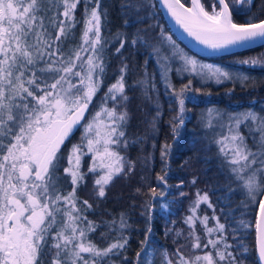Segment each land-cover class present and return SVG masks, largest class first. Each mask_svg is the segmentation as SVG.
<instances>
[{
  "label": "snow or ice",
  "instance_id": "snow-or-ice-1",
  "mask_svg": "<svg viewBox=\"0 0 264 264\" xmlns=\"http://www.w3.org/2000/svg\"><path fill=\"white\" fill-rule=\"evenodd\" d=\"M251 2L163 0L175 23L211 52L264 46V19H249L245 23L233 20L236 3ZM78 5L83 6L81 42L65 50L64 41L78 23ZM154 6L147 0H136L135 4L125 0L121 9H134L138 14L141 9ZM105 19L106 9H102L101 0H0V264H102L104 258L119 254L128 244L124 236L105 248L93 243L89 233L95 232L97 225L85 214L92 205L77 196L78 188L92 175L95 196L104 198L117 178L127 177L135 170L137 161L122 153L149 137V131L143 135L128 131L131 98L127 90L132 86L126 81L129 66L123 60L99 110L91 119L86 118L106 75L104 53L109 41L102 35ZM116 40V51L121 55L126 44L148 46L147 37L140 31L131 38L118 35ZM177 59L180 66L173 69ZM158 63L177 103L176 114L169 121L174 135L185 124L186 100L194 98L186 94L200 89H193L189 78L177 90L168 80L171 71L214 80L217 84L234 79L229 71L202 65L187 54L173 53ZM240 63L255 66L264 63V56ZM137 83L144 86V97L151 99L148 81ZM160 116L157 102L155 115L147 122L152 133L157 131ZM222 121L220 117L218 126L227 127V135L221 133L215 143L230 173L229 190H246L248 199L260 207L255 229L259 260L264 264V199H259L264 197V115L248 111L228 116L227 124ZM205 126L215 128L217 124L210 121ZM81 128L80 142L68 147L74 132ZM249 136L255 151L247 143ZM170 155L171 145L163 144L160 157L165 167ZM85 156L90 158L87 171L82 167ZM150 158L151 155L146 157L144 163ZM161 171L163 174L157 180L167 184V173L164 168ZM191 183L194 185L196 179ZM66 185H70V191L65 190ZM150 194L155 199L163 193L152 188ZM151 199L144 205L145 214L153 207ZM202 203L212 207L208 194L198 191L191 214L184 221L189 228L184 239L189 242L191 254L185 256L182 249L186 246L181 245L172 256L163 253V264H238L220 217L213 215L215 223L210 227L207 215H197ZM197 222L203 226V238L197 233ZM118 227H127L123 216ZM146 232L150 234L151 228ZM141 243L137 264H151L148 237Z\"/></svg>",
  "mask_w": 264,
  "mask_h": 264
},
{
  "label": "trees",
  "instance_id": "trees-1",
  "mask_svg": "<svg viewBox=\"0 0 264 264\" xmlns=\"http://www.w3.org/2000/svg\"><path fill=\"white\" fill-rule=\"evenodd\" d=\"M124 2L125 0H101L102 9H106V19L102 21V35L109 41L104 53L106 75L100 92L94 99V106L90 105V112L86 113V118L90 119L99 110L104 94L119 75L118 69L123 60L129 66L126 81L132 86L131 90H127L131 98L128 105L131 115L128 131L141 135L149 131V137L142 144H135L126 153H122L137 161L135 170L127 177L117 178L107 189L104 198L95 196L92 175H88L77 190L79 200H87L92 205V209L85 214L97 225L95 232L89 233L93 243L99 248H105L121 236L128 239L125 249H121L117 255L104 258L102 264H137L136 254L141 251V242L145 241L146 236L149 251L152 253L151 264H163V253L166 251L172 256L181 245L186 246L182 249L184 255H190L189 242L184 239L189 228L184 221L191 214L190 209L198 191L201 194H208L212 207L202 203L197 215L200 217L207 215L210 218L208 222L210 227L215 223L211 217L213 215L220 217V222L226 225L228 243L232 245L238 264H257L254 228L258 204L249 203L244 190H229L230 173L227 165L223 163L224 157L219 152V146L215 143L219 137L217 129L206 127V124L199 121V117L202 110L208 106H214L213 108L229 114L250 108L263 113L264 63L252 66L240 62L264 56V46L257 45L226 54L200 56L186 49L172 35L163 20L157 0H147L149 5L155 6L141 9L138 14L134 9L122 10L121 4ZM131 3L135 4L136 0H131ZM235 9L233 20L237 23L264 18V0H252L250 4L236 3ZM75 20L78 23L64 41L65 50L78 46L81 42L84 27L82 5L77 7ZM126 20H129L130 24H125ZM49 27L51 28V25ZM138 31L147 37L148 46L133 47L126 44L125 48L121 49L122 55L118 53L116 48L119 47V43L116 37L127 35L131 38ZM164 33L169 34L189 54L212 61L223 69L241 75L239 79L234 78L214 85L210 82H201L198 77L190 76L189 73L178 74L175 70L171 71L169 81L177 90L188 83L189 78L192 79V88L200 89L199 92L186 94L194 98L186 100L187 118L177 135L173 134L169 124L176 114L174 110L177 103L172 95V89L167 87L161 74L162 68L158 63L157 52L154 51L162 43ZM242 77L247 79L243 80ZM139 80L148 81L151 99L144 97V86L137 83ZM157 102L161 116L156 124L157 131L152 133L147 122L155 115ZM216 119L211 122L215 124ZM81 129L74 132L68 147L80 142ZM165 143L171 145V155L166 161V167L160 157L161 146ZM149 155L151 158L144 163ZM89 162L90 158L85 156L82 165L84 171H87ZM162 168L167 173V184L157 180V176L163 174ZM193 178L196 179L194 185L191 183ZM232 187L236 186L233 184ZM152 188H155L158 194H163L151 199ZM137 189L140 191L137 192ZM65 190L70 191V185H66ZM181 192L185 195L182 196ZM150 199L153 207L145 214L144 205ZM161 205H167V208H162ZM121 216L127 223L124 229L118 227ZM113 221L116 222L115 225L112 224ZM149 227L150 234L146 232ZM196 230L203 238V226L199 222ZM177 232L182 235L177 237Z\"/></svg>",
  "mask_w": 264,
  "mask_h": 264
},
{
  "label": "rangeland",
  "instance_id": "rangeland-1",
  "mask_svg": "<svg viewBox=\"0 0 264 264\" xmlns=\"http://www.w3.org/2000/svg\"><path fill=\"white\" fill-rule=\"evenodd\" d=\"M168 37H171V36L169 34H166V33L162 34V43L158 47L159 52H157V59L159 61H161L164 56H171L173 53H181V54H187L188 56L196 59L202 65H211L213 67H219L218 65H215L212 61H208V60H205V59H200V58L196 57L193 54H189V52H187L178 42H176L173 38H171L169 40ZM180 63L181 62L177 59L173 63V65H172L173 69H175L176 67H179L180 66ZM224 70H226V69L224 68ZM226 71H229L233 75V77L235 79H237V78L239 79L241 77V75L239 73H237V72L235 73L232 70H226ZM169 76H170V73L168 74V80H169ZM196 77H198V79L201 82H206V83L207 82L208 83L210 82V83H212L214 85H218L214 80H212V81H210V80H202L199 76H196ZM228 81H230V80H225L224 82H228ZM213 107L214 106L205 107V109H203L202 112H201V116L199 117V119H200L199 121L202 124H208L210 121H213V120H215L217 118L216 119L217 121L215 122V124H217V126L215 128L217 129L216 132L219 134L218 135L219 136L218 139L220 138V134L221 133H223L224 135H227V127L221 129L218 126V121L220 120V117H223V121L222 122L225 123V124H227V117L228 116H237V115H240L242 113H246L248 111H253V112H255V113L259 114V115H264V110H263V113L261 114V113H258L256 110H254L252 108H250L249 110L242 109V110H240V111H238L236 113H230L229 114L227 112H225V113L224 112H221V111H219V110H217V109H215ZM210 112H211V115H210ZM217 113H219L220 116H216ZM241 130L242 131H245V135H247V132L243 128V126H242ZM82 133H83V129H81V135H82ZM247 143L249 144L250 147L253 148V151L256 150L255 147L252 144V138L250 136L248 137ZM244 191L246 192V190H244ZM247 200L251 204H254L255 203L254 201L249 200L248 197H247Z\"/></svg>",
  "mask_w": 264,
  "mask_h": 264
},
{
  "label": "water",
  "instance_id": "water-1",
  "mask_svg": "<svg viewBox=\"0 0 264 264\" xmlns=\"http://www.w3.org/2000/svg\"><path fill=\"white\" fill-rule=\"evenodd\" d=\"M157 3H158V8L162 14L163 20L166 22L172 35H174V37L177 39V41L181 45H183L186 49H188L192 53H195L200 56H211V55H216V54H226V53H231V52L247 49V48H233L231 50H221L219 52H211V50L206 49L203 45H200L192 37H189L187 33H185L183 29L175 23V21L171 18L170 14L165 8L163 4V0H157ZM257 45H260V44H255V45H252L251 47H254ZM261 199H264V197H261ZM259 218H260V207L258 205L255 224ZM254 244H255V254H256L257 264H261V261L259 260V252H258V238H257V232L255 228H254Z\"/></svg>",
  "mask_w": 264,
  "mask_h": 264
}]
</instances>
